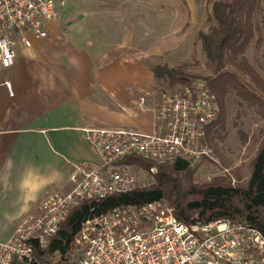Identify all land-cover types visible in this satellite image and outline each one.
<instances>
[{
  "label": "built area",
  "instance_id": "obj_1",
  "mask_svg": "<svg viewBox=\"0 0 264 264\" xmlns=\"http://www.w3.org/2000/svg\"><path fill=\"white\" fill-rule=\"evenodd\" d=\"M57 4L0 0V71L15 65L18 43L32 46L28 33L47 37L45 25L61 15ZM4 85L13 94L11 82ZM145 103L143 96L140 104ZM220 113L217 95L205 78L197 77L160 93L152 133L85 129L100 163L76 164L69 191L45 192L39 209L1 244L0 264H13L16 258L31 263L35 248L48 249L60 226L84 202L139 188V172L148 169L138 161L168 166L182 161L189 168L206 160L221 165L207 140ZM222 172L232 177L229 168ZM149 173L154 176L156 168ZM196 219L190 225L181 221L164 199L117 207L84 221L70 257L74 264H264V233L256 226L226 218L207 223L198 215Z\"/></svg>",
  "mask_w": 264,
  "mask_h": 264
},
{
  "label": "crops",
  "instance_id": "obj_2",
  "mask_svg": "<svg viewBox=\"0 0 264 264\" xmlns=\"http://www.w3.org/2000/svg\"><path fill=\"white\" fill-rule=\"evenodd\" d=\"M100 14L93 25L85 13L64 11L45 25L46 38L28 33L32 46L18 43L15 65L0 71V253L47 190L69 191L76 164L100 163L85 129H155L164 90L148 60L153 53L135 46L130 26H104L111 12Z\"/></svg>",
  "mask_w": 264,
  "mask_h": 264
},
{
  "label": "rangeland",
  "instance_id": "obj_3",
  "mask_svg": "<svg viewBox=\"0 0 264 264\" xmlns=\"http://www.w3.org/2000/svg\"><path fill=\"white\" fill-rule=\"evenodd\" d=\"M56 1L60 14L67 11L77 18L85 13L91 17L93 25H97L101 19L102 10L103 13L111 12V16H103L104 26L106 22L109 28L121 25L124 30L129 26L134 29L129 33L132 32L133 38H137L135 46L153 53L148 60L155 67L159 64L171 68L185 65L186 73L202 78H211L216 74L208 64L199 33L210 32L216 26L213 5L217 0H64V5L61 4L62 0ZM116 20L117 26L114 24ZM255 20L260 29L244 54L241 67L227 66L226 70L235 72L243 85L264 98V89H259V85L264 84V0L259 4ZM148 28L150 31L144 33V29ZM157 88L164 90L167 85L159 80ZM259 103L255 94L229 87L223 97L224 116L219 123L213 124L217 129L210 143L221 165L206 160L191 167L188 173L178 175L179 178L196 186L224 181L233 187H246L253 159L264 143V108L261 109ZM225 168L230 169L232 177L222 172ZM149 171L140 170L139 188L158 185L155 175ZM164 200L169 204L167 199ZM50 259L54 264L59 256H51Z\"/></svg>",
  "mask_w": 264,
  "mask_h": 264
},
{
  "label": "trees",
  "instance_id": "obj_4",
  "mask_svg": "<svg viewBox=\"0 0 264 264\" xmlns=\"http://www.w3.org/2000/svg\"><path fill=\"white\" fill-rule=\"evenodd\" d=\"M261 1H215L213 15L217 24L211 28L210 32L201 31L199 33L208 64L216 73L211 78H204L217 95L221 105L217 123L224 116L223 97L228 88L232 86L249 94H255L260 101L259 107L264 108V98L243 85L235 72L226 70L227 66L241 67L240 62L245 60L244 54L255 38L256 31L260 29L255 15ZM240 56L241 58H239ZM154 71L156 77L166 83L167 89L164 90H172L178 84L189 83L192 79L197 78V76H191L185 72V65L171 68L168 65L159 64L154 68ZM250 72L253 74L249 70ZM262 88L264 89V84L259 85L260 91ZM262 111L260 110V112ZM216 127L211 125L208 129L207 140L211 144V137L216 132ZM138 163L147 169L155 166L154 163L142 160ZM156 168L155 178L158 180V185L115 194L100 201L84 202L75 208L69 218L60 226L48 249L42 250L36 247L34 260L31 263L16 258L13 264H52L50 258L55 255L59 256V260L54 264H74L70 252L75 235L81 230L84 221L117 207L143 205L161 199H167L176 216L189 225L197 220L194 217L197 214L205 223L223 218L232 221H248L264 233V143L253 159L252 171L246 187H233L224 181L202 186L184 182L178 175L188 173L190 168L187 163L182 161L169 166L158 165Z\"/></svg>",
  "mask_w": 264,
  "mask_h": 264
}]
</instances>
